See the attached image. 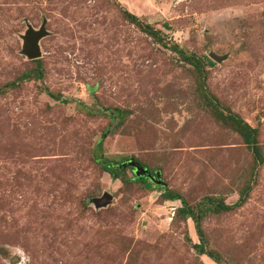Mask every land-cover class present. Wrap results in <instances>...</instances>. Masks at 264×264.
<instances>
[{"label": "rangeland", "instance_id": "374dc122", "mask_svg": "<svg viewBox=\"0 0 264 264\" xmlns=\"http://www.w3.org/2000/svg\"><path fill=\"white\" fill-rule=\"evenodd\" d=\"M0 264H264V0H0Z\"/></svg>", "mask_w": 264, "mask_h": 264}, {"label": "trees", "instance_id": "16d2710c", "mask_svg": "<svg viewBox=\"0 0 264 264\" xmlns=\"http://www.w3.org/2000/svg\"><path fill=\"white\" fill-rule=\"evenodd\" d=\"M130 19H134L133 16L129 17ZM143 30H147L146 27H143ZM35 66L38 67L39 63L37 62V60L34 61ZM227 121H229L237 130V132L240 134V136L242 137V140L244 142V144L246 145H250L251 143H253V138L252 135L255 132L254 129H250L245 123H243L240 119H238L235 116H231L230 114H227L225 116H223ZM253 155L257 157V151L256 148L253 147L252 149ZM120 164V166L122 167L121 163H117ZM137 165V164H136ZM140 167V165H138ZM102 167L105 170V172L111 177V178H118L119 177V166L118 165H114V164H109L106 161H102ZM130 168V170L133 172L136 171V168L133 166H128ZM142 168V167H141ZM145 173L149 176L152 177L151 173L148 170H145ZM135 175V174H134ZM146 177V176H145ZM145 177H143V175H139L138 177L136 176L135 178H137V180H144ZM147 178V177H146ZM148 179V178H147ZM149 180V179H148ZM150 182V180L148 181ZM150 183H147L146 188H149ZM163 199L166 201H175L178 200L181 203L182 208L180 209V212L182 213L183 216L190 218L191 221L193 222L194 226H195V232L196 235L199 237L200 236V232L197 228L198 225V221L197 218L194 217L193 212L191 211V209L187 208L184 201L178 196V195H169V193L165 190L163 191V195H162ZM220 208L222 209H227V207H224L222 204L219 205Z\"/></svg>", "mask_w": 264, "mask_h": 264}, {"label": "water", "instance_id": "95a60500", "mask_svg": "<svg viewBox=\"0 0 264 264\" xmlns=\"http://www.w3.org/2000/svg\"><path fill=\"white\" fill-rule=\"evenodd\" d=\"M45 34L46 33L44 32L43 26H41L38 31H33L31 28H27L23 37H21L22 45H21L20 53L23 56H25L28 60L38 59V57H39L38 41L40 38L45 36ZM128 166H133L136 168V171L134 172V174L137 177L139 175L146 174L145 171L143 169H141V167H139L138 165H133L132 163H128ZM146 177L150 181H152L151 176L146 174ZM153 182L155 183V185H161L160 182H157V181H153ZM109 200H110V197L108 195H103V197H101L98 200V203H99V205H104Z\"/></svg>", "mask_w": 264, "mask_h": 264}]
</instances>
